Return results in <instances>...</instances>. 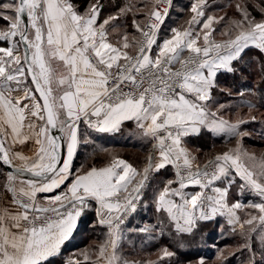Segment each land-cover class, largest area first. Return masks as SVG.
Masks as SVG:
<instances>
[{
  "label": "snow or ice",
  "instance_id": "1",
  "mask_svg": "<svg viewBox=\"0 0 264 264\" xmlns=\"http://www.w3.org/2000/svg\"><path fill=\"white\" fill-rule=\"evenodd\" d=\"M126 122L142 161L104 148L74 167ZM209 137L222 147L194 146ZM248 140L264 142V0H0V264H264ZM90 216L97 238L66 255ZM209 223L234 241L214 258L194 247ZM136 236L149 258L125 251Z\"/></svg>",
  "mask_w": 264,
  "mask_h": 264
},
{
  "label": "trees",
  "instance_id": "2",
  "mask_svg": "<svg viewBox=\"0 0 264 264\" xmlns=\"http://www.w3.org/2000/svg\"><path fill=\"white\" fill-rule=\"evenodd\" d=\"M77 2L83 4L85 2V0H77ZM218 5L223 6L224 4H218ZM212 139L214 140L213 142H218V141L220 142L219 139L210 138V140H212ZM194 142H193L194 145H196V146H202L203 145L202 147H204V144L201 145V144H198L196 141H194ZM207 145L208 146L205 147V149L211 148V145H209V144H207ZM260 145L262 147H264V142H263V144H260ZM107 147L108 146H105V145L101 146V145H97V144L88 145V146L84 147L83 148L84 152L83 151H79L78 152L77 158L74 161V167H79V165L81 163H84L85 161H87L88 163L95 162V163H98V164L104 162L105 156L103 155L104 152L101 151V149H104V148H107ZM94 149H95V151H94ZM142 151L145 152V147H143ZM140 160H141V157H137V156L136 157L133 156L132 159H131L132 162H138ZM144 212L145 213L142 214L141 217H143L145 221L153 219V215H152L153 210L150 207L147 210H145ZM91 222H92V217L91 216L86 221L84 220L83 225L81 226V228H82L81 230L84 231V233H92V228H91V224H90ZM133 223H135V221ZM215 227L216 226L214 224L209 223L207 225V227L204 228L203 232H204V235H205L206 238H209V236H212V235H214L217 238V232L215 231ZM133 239L135 241L138 240V236L133 237ZM141 240H142V242H140V240L137 241V242H134L135 243V250L134 251H133L132 248H126L128 253L140 254V253H146V252L150 253V252L156 251V246H153V244H144L143 238ZM161 242L163 243V241H161ZM196 243H197V249H199L200 246H201L200 244L202 243V241L199 240V238H198ZM86 245H87V240H84V241H81L77 245L69 246L66 255L71 254V253H75L77 250L84 248ZM216 245H217V247L221 246L220 242H218V241H217ZM139 246H140V248H139Z\"/></svg>",
  "mask_w": 264,
  "mask_h": 264
},
{
  "label": "rangeland",
  "instance_id": "3",
  "mask_svg": "<svg viewBox=\"0 0 264 264\" xmlns=\"http://www.w3.org/2000/svg\"><path fill=\"white\" fill-rule=\"evenodd\" d=\"M214 2L216 3V4H227V2H228V0H214ZM190 3V0H178V4L180 5V6H183V5H187V4H189ZM217 14L218 15H222L223 13L222 12H217ZM187 16H188V14L185 12V13H174L173 14V17H172V20L174 19V18H187ZM176 20V19H175ZM181 22V24H183L182 23V21H180ZM180 22L178 23L177 22V24H179L180 25ZM258 127V126H257ZM210 138L211 137H209V138H206V139H204V140H194V141H196L198 144H204V147H203V150L205 151V152H207V151H209V149H212V146H213V144H215V149L214 150H219L221 147H222V142L220 141H218V142H213L214 140L212 139V140H210ZM247 142V144L249 145V147L250 148H252V149H254V150H257V151H259V150H261V149H264V147H262L260 144H263V142L262 141H260V140H248V141H246ZM195 143V142H194ZM196 144V143H195ZM207 144H209V145H211V148H209V149H205V147H207L208 145ZM194 146H196V145H194ZM203 146V145H202ZM109 150L110 151H113V152H115V153H117L120 157L122 156V155H124L126 152H127V150H123V149H121V150H123V152L122 151H120V150H118V149H115V148H109ZM134 154V156L136 157H141V160L140 161H142L143 160V157H144V154H145V152H143V151H138V152H133L132 153V155ZM104 156L106 155L105 153L103 154ZM246 198H252L251 196H249V195H247L246 194ZM145 210H143V211H141V213H140V216H142V214H144L145 212H144ZM139 219V218H138ZM91 224V223H90ZM213 227V226H212ZM215 231L217 232V238L214 236V235H212V236H209V238H206L205 237V235H204V240H202V243L200 244L201 246H200V248L198 249V250H200L201 248V253L202 254H204L206 257H208V258H214V255H215V249H216V247H217V241L218 242H220V244H221V246H219V247H223L224 246V244L225 243H228V244H233L234 243V241L233 240H231V239H224V238H222L221 236H220V233H219V230H218V228H216L215 227ZM97 238V235H96V233H94L93 231H92V233H86V235H85V237H83V240L82 241H84V240H87V244H89L90 242H92V241H94L95 239ZM142 238L141 237H138V240H134V242H137V241H139L140 240V242H142V240H141ZM165 242H167L166 241V239L164 240ZM164 241H163V243H164ZM222 241V242H221ZM213 242H214V245H213ZM140 245V244H139ZM141 246V245H140ZM140 246H139V248H140ZM194 247L195 248H197V243L194 245ZM126 248H132L131 246H129V245H126V247H125V251L126 252H128L127 250H126ZM155 253V251L154 252H150V253H140V254H131V255H133V256H136V257H144V258H149V254H154ZM150 258H152V259H155V256L154 255H151V257ZM233 264H237V262L235 261V260H233Z\"/></svg>",
  "mask_w": 264,
  "mask_h": 264
},
{
  "label": "crops",
  "instance_id": "4",
  "mask_svg": "<svg viewBox=\"0 0 264 264\" xmlns=\"http://www.w3.org/2000/svg\"><path fill=\"white\" fill-rule=\"evenodd\" d=\"M185 19L186 18H180V19L174 18L172 20V24H173V26L179 25V24H177V22L179 23L180 21H182V23H184ZM180 24H181V22H180ZM93 136L95 138V144H97V145H101V146L105 145V146H108L107 147L108 149L109 148H115V149H118L122 152H123V150H127V152L124 155H122L121 157L128 159L130 162H132L131 159L134 156V154L132 155V153L134 151L135 152H138V151L141 152L143 147H145L144 145H142L141 141L138 139V137L136 135L135 126L131 122H126L125 127L123 128V130L120 133H117L114 135L94 133ZM84 147H86V146L82 145L80 147V149L78 150V152L79 151L84 152V149H83ZM121 149H123V150H121ZM41 195H51V194H41ZM83 222L80 224L79 229H78L79 235L77 236V238L74 241H72L69 244V246L79 244L83 240V237H85L86 233H84V231L81 230L82 229L81 226L83 225Z\"/></svg>",
  "mask_w": 264,
  "mask_h": 264
}]
</instances>
